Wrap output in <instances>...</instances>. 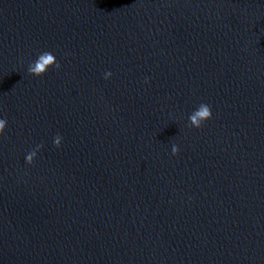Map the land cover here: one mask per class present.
<instances>
[{"label": "water", "instance_id": "95a60500", "mask_svg": "<svg viewBox=\"0 0 264 264\" xmlns=\"http://www.w3.org/2000/svg\"><path fill=\"white\" fill-rule=\"evenodd\" d=\"M0 120V264H264V0H0Z\"/></svg>", "mask_w": 264, "mask_h": 264}, {"label": "clouds", "instance_id": "9594fccd", "mask_svg": "<svg viewBox=\"0 0 264 264\" xmlns=\"http://www.w3.org/2000/svg\"><path fill=\"white\" fill-rule=\"evenodd\" d=\"M52 60V56L48 53H44L42 57L34 64L29 66V71L34 74V75H40L41 74V69H47L48 66H50V61ZM59 67V65H57ZM199 111L196 116V124L194 127H200L201 124L211 118V110L208 105L206 104H201L199 106ZM6 126V121L5 120H0V133L3 132L4 128ZM60 141L59 138H57L56 145L59 147ZM178 151V149L174 146L172 148V153L175 154Z\"/></svg>", "mask_w": 264, "mask_h": 264}]
</instances>
